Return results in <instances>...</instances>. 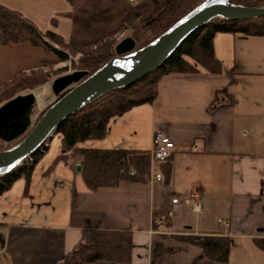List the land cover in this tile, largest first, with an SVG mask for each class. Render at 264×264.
Instances as JSON below:
<instances>
[{
    "label": "crops",
    "instance_id": "1",
    "mask_svg": "<svg viewBox=\"0 0 264 264\" xmlns=\"http://www.w3.org/2000/svg\"><path fill=\"white\" fill-rule=\"evenodd\" d=\"M45 32L74 48L111 31L133 6L129 0H0ZM219 73L164 75L151 103L112 117L88 148L150 150L154 132L174 143L169 176L150 167L146 181L90 189L74 167L59 161L60 135L32 168L0 194L4 245L1 264H62L84 229L129 231L128 264H264V35L217 33ZM54 53L33 46L20 32L0 45V86L24 72L47 70ZM77 166L80 169H77ZM163 174L162 180L156 177ZM177 198L178 202H172ZM188 199L198 205L183 202ZM169 217V226L152 221ZM219 220L228 222L224 226ZM217 234L230 238L228 260L211 261L202 250L173 237ZM90 264H120L98 261Z\"/></svg>",
    "mask_w": 264,
    "mask_h": 264
},
{
    "label": "trees",
    "instance_id": "2",
    "mask_svg": "<svg viewBox=\"0 0 264 264\" xmlns=\"http://www.w3.org/2000/svg\"><path fill=\"white\" fill-rule=\"evenodd\" d=\"M201 1L203 0H142L137 4L134 3L111 31L95 41L78 47L85 53V57L80 59L78 68L92 73L112 58L115 42L105 38L113 35L127 24L130 25V33L127 36L133 38L137 43V48H140L164 32ZM230 2L250 7L264 6V0H230ZM20 32L29 35L33 46L55 53L61 61L67 59V54L64 51L52 45L54 42L63 47L69 46L70 43H65L58 33L52 30L42 32L29 18L0 4V45L17 43ZM217 33L263 36L264 16L238 21L226 20L221 17L211 19L188 35L158 69L132 85L110 90L65 118L57 128L61 135L60 153L50 167L59 161L74 167L75 161L79 160L83 181L92 190L99 187H113L122 181H146L149 178L151 167L149 150L88 148L80 147L78 144L86 140L103 138L106 134L108 121L112 117L119 116L134 106L151 103L157 94V83L164 75L177 72H196L199 68L210 73H219L221 63L216 58L213 48V38ZM89 47L93 48L89 49ZM47 75L44 74L43 79L34 82V84L45 82L49 78ZM32 79L29 77L27 80L30 82ZM5 93L0 95V103L12 97H8ZM3 149L6 148L0 145V150ZM43 153L37 150L31 155L30 163L0 175V194L20 177L25 178L28 182L32 168ZM170 158L169 156L164 162L159 163L166 178L171 169ZM152 226L155 229L168 227L169 217L154 219ZM173 237L181 242L199 247L204 257L211 261L225 263L228 260L230 250L228 236L178 234ZM254 243L259 249L264 250V238H256ZM3 245L4 236L0 232V248ZM131 247L129 231L84 229L79 242L70 253L64 256L62 264H90L98 261L128 264Z\"/></svg>",
    "mask_w": 264,
    "mask_h": 264
},
{
    "label": "water",
    "instance_id": "3",
    "mask_svg": "<svg viewBox=\"0 0 264 264\" xmlns=\"http://www.w3.org/2000/svg\"><path fill=\"white\" fill-rule=\"evenodd\" d=\"M262 16L264 6H243L230 0H203L146 45L136 49L134 39L125 37L114 46L115 55L92 73L74 70L55 77L50 89L59 98L34 125L31 126L30 120L36 102L33 92L6 100L0 105V139L6 142L20 140L0 150V175L22 166L25 159L56 132L59 124L78 109L112 89L132 85L158 69L188 35L211 19L221 17L238 21Z\"/></svg>",
    "mask_w": 264,
    "mask_h": 264
},
{
    "label": "rangeland",
    "instance_id": "4",
    "mask_svg": "<svg viewBox=\"0 0 264 264\" xmlns=\"http://www.w3.org/2000/svg\"><path fill=\"white\" fill-rule=\"evenodd\" d=\"M141 1L142 0H133L132 3L137 4V3L141 2ZM129 26L130 25L127 24L122 29H120L119 31L115 32L113 35H111V36H109V37H107L105 39H107V40L112 39L115 42V44H114V46H115L116 43H118L123 38L129 37V36H127L130 33ZM52 45L55 48H58L59 50L64 51L67 54V59L64 60V61H61L57 57V55L54 53V55L56 56V60L57 61H56L55 65L54 64H50L51 66L48 65L46 71L40 69V70L33 71L34 73L33 72L30 73L31 71L30 72H27V73L24 72V73H21L20 75L16 76L15 78H13L11 81L6 82V83H4L3 85L0 86V95L2 93L6 92L5 94L8 97L9 96L14 97L15 95L25 94V93H28V92H33L34 93L37 88H39V87H41L43 85H47L48 86V91H49L48 96H47L48 100L46 99L47 101L45 102V104L42 105L41 108H39L37 106L36 102L33 105V109H32L31 115H30L31 126L34 125L35 122L38 120L39 115L40 114H43V112L52 103H54L59 98V96H56V95H54L51 92V89H50L51 81L55 77L60 76V75H63L65 73H69V72H72L74 70H84V69H79L78 68L79 67L80 59L83 58V57H85V53L83 52V49L74 48L71 44H69L68 47H63V46H60V45L52 42ZM135 46H136L135 48L137 49V43H136V41H135ZM92 48L93 47H89V49H92ZM114 55H115V52H114ZM43 71L45 72L44 74H48L47 76H49V78L45 82L34 84V82H38L41 79H43V77H44ZM40 72H42V74H40ZM28 73H30V74H28ZM88 73L90 74L91 72L88 71ZM29 77L31 79L32 78H34V79H32L29 82L27 80ZM12 97H10V98H12ZM10 98H8V99H10ZM5 101H3V102H5ZM2 103H0V105ZM57 135H60V133L56 130V132H54L53 135L49 139H47V141L43 144V146L40 147L39 150L45 153V151L48 148L49 143ZM19 140H20V138L19 139H15V140L10 141V142H6V141H2L0 139V145H2L3 148H9V147H11V146L14 145V142L19 141ZM60 145H61V135H60ZM153 165L155 166V169H158V166H159L158 163H154Z\"/></svg>",
    "mask_w": 264,
    "mask_h": 264
},
{
    "label": "built area",
    "instance_id": "5",
    "mask_svg": "<svg viewBox=\"0 0 264 264\" xmlns=\"http://www.w3.org/2000/svg\"><path fill=\"white\" fill-rule=\"evenodd\" d=\"M130 2H133V0H129ZM174 148V143L171 141L163 132L156 131L154 132L152 136V145L149 150L150 158H151V164L152 163H160L164 162L170 155ZM32 161V157L28 156L23 164H28ZM164 178L163 174L156 177L157 180H162ZM179 200L177 198L172 199V202H178ZM183 202L187 204H191L193 206V209L198 205L195 201H190L188 199H183ZM220 223H222L224 226H228V222L224 220H219ZM0 232L3 233V228L0 226ZM1 264V260H0Z\"/></svg>",
    "mask_w": 264,
    "mask_h": 264
},
{
    "label": "bare ground",
    "instance_id": "6",
    "mask_svg": "<svg viewBox=\"0 0 264 264\" xmlns=\"http://www.w3.org/2000/svg\"><path fill=\"white\" fill-rule=\"evenodd\" d=\"M48 93H49V91H48L47 85H43V86L37 88L36 91L34 92L36 104L39 108H41V106L44 105L45 102L48 100V98H47Z\"/></svg>",
    "mask_w": 264,
    "mask_h": 264
}]
</instances>
